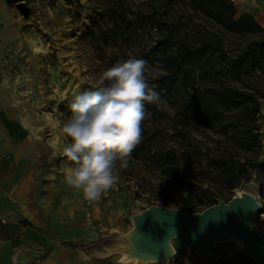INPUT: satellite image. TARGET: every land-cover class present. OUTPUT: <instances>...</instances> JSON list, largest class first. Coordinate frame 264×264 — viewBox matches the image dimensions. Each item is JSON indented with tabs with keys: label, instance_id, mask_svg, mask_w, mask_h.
I'll use <instances>...</instances> for the list:
<instances>
[{
	"label": "rangeland",
	"instance_id": "1",
	"mask_svg": "<svg viewBox=\"0 0 264 264\" xmlns=\"http://www.w3.org/2000/svg\"><path fill=\"white\" fill-rule=\"evenodd\" d=\"M164 1L2 0L0 4V96L33 130L38 190L44 193L50 187L51 193L59 194L61 206L80 210L77 226L82 228L83 237L97 234L98 238L120 225L129 228V214L150 203L190 212L214 203V199L227 200L239 189L254 194L264 209V196L253 178L238 173L240 161L264 156V74L255 70L240 80L222 74L216 75L213 83L206 81L218 89L224 84L235 89L240 86L258 101L256 111L250 107L246 111L224 108L209 91V113H215L211 122L194 118L180 90L167 91L165 83L156 88L161 102L153 120L158 129L152 149L170 150L176 157L172 168L163 170L147 157L131 154L126 169L117 166L118 183L98 201L85 200L64 180L61 128L70 116L72 97L92 88L99 73L129 56L149 62L148 77L162 72L150 60L155 40L164 32L146 17L147 12L157 9L163 13L164 23H176L194 32L203 31L202 26L214 29L204 14L191 10L185 1ZM232 1L236 16L248 12L257 20L256 13L264 11V0ZM20 2L28 8L27 13L19 11ZM140 14H144L141 20ZM223 41L224 49L240 43L237 37ZM186 201L194 205L188 206ZM255 227L264 236V225L258 222ZM174 243L182 246L178 240ZM216 253L215 262L220 264H253L232 240L218 242ZM85 256L97 257L81 251V257Z\"/></svg>",
	"mask_w": 264,
	"mask_h": 264
},
{
	"label": "trees",
	"instance_id": "2",
	"mask_svg": "<svg viewBox=\"0 0 264 264\" xmlns=\"http://www.w3.org/2000/svg\"><path fill=\"white\" fill-rule=\"evenodd\" d=\"M165 1L164 4H167L168 2ZM178 1H185L191 10L204 14L214 29L202 26L203 31L196 30L194 32L192 29L181 28L176 23H164L163 13L158 12L157 9L147 12L146 17L149 16L154 26L164 32L161 37L155 40L150 60L155 67L157 64L161 65L157 68L162 72L155 77H148L150 83L157 87L165 83L167 91L170 89L180 90L183 102L193 112L196 116L194 118L197 120L203 119L208 122L214 120L215 113H209L210 106H212V103L207 101V92L209 91L214 92L209 96L217 99V103H220L224 108L237 107V109L246 111L245 109L250 107L256 111L258 101L252 93L245 91L240 86L235 89L229 84H224L219 89L209 87L206 81L213 83L215 76L222 74L240 80L244 74L253 70L264 74V27L248 12L236 16L232 0ZM139 16V20L144 18V14ZM230 37H237L240 43L236 47L229 45L224 49L223 40ZM197 80L202 84H198ZM146 110L150 113V117L142 123L143 139L134 149L132 155H142L158 168L170 169L176 161V157L171 151L152 149L158 129L153 120L158 109L156 105L147 104ZM252 139L254 140L253 136ZM238 166V173L246 178H253L259 187V194L263 197L264 156L261 159L247 157L242 162L240 161ZM230 187H235V184L230 183ZM197 200L202 202L201 197H198ZM216 200L214 199V202ZM185 204L194 205L193 201H186ZM259 212H264V209L261 208L256 214L258 215ZM101 242L103 240L97 238L85 242L65 241L63 244L69 248L82 247L89 251Z\"/></svg>",
	"mask_w": 264,
	"mask_h": 264
},
{
	"label": "crops",
	"instance_id": "3",
	"mask_svg": "<svg viewBox=\"0 0 264 264\" xmlns=\"http://www.w3.org/2000/svg\"><path fill=\"white\" fill-rule=\"evenodd\" d=\"M261 12L256 18L264 27ZM1 42L0 37V46ZM12 109L0 96V218H5L0 224V264H133L121 261L119 254L84 258L81 251L89 254L90 250L63 244L95 240L97 234L83 237L82 228L77 226L80 210L61 206L59 194L51 193L50 187L46 194L38 190L35 135ZM51 200L56 205L52 206ZM117 228L126 230L128 226ZM176 248L168 264H220L183 246Z\"/></svg>",
	"mask_w": 264,
	"mask_h": 264
},
{
	"label": "clouds",
	"instance_id": "4",
	"mask_svg": "<svg viewBox=\"0 0 264 264\" xmlns=\"http://www.w3.org/2000/svg\"><path fill=\"white\" fill-rule=\"evenodd\" d=\"M156 67H161L157 64ZM151 66L143 58L119 59L96 77V84L76 94L62 124L64 180L87 201H98L119 181V168L142 142L147 104L159 105Z\"/></svg>",
	"mask_w": 264,
	"mask_h": 264
},
{
	"label": "water",
	"instance_id": "5",
	"mask_svg": "<svg viewBox=\"0 0 264 264\" xmlns=\"http://www.w3.org/2000/svg\"><path fill=\"white\" fill-rule=\"evenodd\" d=\"M18 7L27 13L22 2ZM261 207L254 194L242 189L227 200L218 198L190 212L150 203L129 214L130 227L126 230L111 229L99 235L103 242L90 252L99 257L119 254L121 261L133 264H168L176 254L174 241L178 240L189 251L216 261V244L232 240L253 264H264V236L252 224Z\"/></svg>",
	"mask_w": 264,
	"mask_h": 264
},
{
	"label": "built area",
	"instance_id": "6",
	"mask_svg": "<svg viewBox=\"0 0 264 264\" xmlns=\"http://www.w3.org/2000/svg\"><path fill=\"white\" fill-rule=\"evenodd\" d=\"M4 222H5V218H0V224ZM258 222L264 225V212H259V214L258 215L256 214L255 218L253 219L252 224L255 229H256L255 223H258Z\"/></svg>",
	"mask_w": 264,
	"mask_h": 264
}]
</instances>
